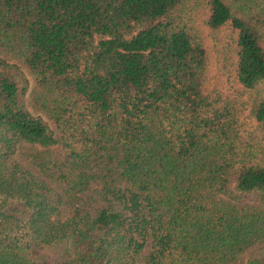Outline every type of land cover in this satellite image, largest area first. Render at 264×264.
Segmentation results:
<instances>
[{
  "label": "trees",
  "instance_id": "trees-1",
  "mask_svg": "<svg viewBox=\"0 0 264 264\" xmlns=\"http://www.w3.org/2000/svg\"><path fill=\"white\" fill-rule=\"evenodd\" d=\"M261 84L264 0H0V264H264Z\"/></svg>",
  "mask_w": 264,
  "mask_h": 264
},
{
  "label": "rangeland",
  "instance_id": "rangeland-1",
  "mask_svg": "<svg viewBox=\"0 0 264 264\" xmlns=\"http://www.w3.org/2000/svg\"><path fill=\"white\" fill-rule=\"evenodd\" d=\"M195 24L201 29L208 50L209 62L204 79L206 90L221 93V95L228 97L237 96L238 98H246L248 92L242 90L234 77V53L232 51L234 42L231 39L229 23L226 22L213 30L202 25L199 18L195 21ZM24 79L27 81L29 88L31 83L30 75L25 68L21 67L18 74L19 83H23ZM259 86H262V84ZM260 89V94H263L264 85ZM25 100L28 108L32 110L28 103L27 95Z\"/></svg>",
  "mask_w": 264,
  "mask_h": 264
}]
</instances>
